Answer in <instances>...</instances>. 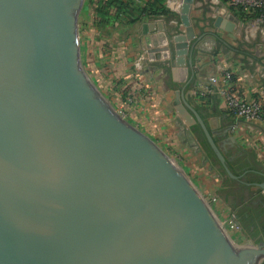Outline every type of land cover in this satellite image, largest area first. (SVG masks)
Listing matches in <instances>:
<instances>
[{
	"label": "water",
	"instance_id": "1",
	"mask_svg": "<svg viewBox=\"0 0 264 264\" xmlns=\"http://www.w3.org/2000/svg\"><path fill=\"white\" fill-rule=\"evenodd\" d=\"M84 1L0 0V264H263L264 244L236 251L194 187L93 86L80 60ZM194 1L183 2L179 58ZM177 104L237 179L203 118L184 95Z\"/></svg>",
	"mask_w": 264,
	"mask_h": 264
},
{
	"label": "crops",
	"instance_id": "2",
	"mask_svg": "<svg viewBox=\"0 0 264 264\" xmlns=\"http://www.w3.org/2000/svg\"><path fill=\"white\" fill-rule=\"evenodd\" d=\"M183 2L166 0L173 19L129 25L125 41L111 51L100 47V58L109 59L118 74L130 66L146 68L137 77L124 72L134 99L129 116L156 118V122L168 124L173 112L180 116L177 102L184 95L196 111L203 104L209 130L219 148L231 147L238 158L247 156L263 169L264 128L233 116L220 90L228 76L226 86L233 94L264 103V25L242 21L223 0H195L191 12L195 35L188 53L179 58L175 39L185 34L180 21ZM147 24L155 27L146 31ZM211 79L218 84L211 83Z\"/></svg>",
	"mask_w": 264,
	"mask_h": 264
},
{
	"label": "rangeland",
	"instance_id": "3",
	"mask_svg": "<svg viewBox=\"0 0 264 264\" xmlns=\"http://www.w3.org/2000/svg\"><path fill=\"white\" fill-rule=\"evenodd\" d=\"M101 1L85 0L79 15L80 60L87 77L117 114L149 138L173 167L194 187L214 219L221 225L233 244L239 247L236 248L243 250L241 247L254 246L236 227L228 204L217 197L216 194L221 189V177L217 169L211 166L203 155L197 138L191 133L192 126H189L185 120V118L189 119L187 112L183 110L182 116L173 112L168 118V124L164 121V123L156 122V118L147 117L141 120L129 116L128 110L132 108L134 99L131 98L133 94L127 87L124 72L137 77V74L141 71L145 72L146 68L137 69L130 66L118 74L117 70L113 71L116 66L112 67L113 63L109 59L100 58V47L111 51L113 46L124 42L126 34L129 33L127 30L129 25L102 24L101 19L96 17L95 7L92 6V3ZM146 72L149 74L148 70ZM126 93L128 96L125 97Z\"/></svg>",
	"mask_w": 264,
	"mask_h": 264
},
{
	"label": "trees",
	"instance_id": "4",
	"mask_svg": "<svg viewBox=\"0 0 264 264\" xmlns=\"http://www.w3.org/2000/svg\"><path fill=\"white\" fill-rule=\"evenodd\" d=\"M165 3L166 0H102L92 3V6L95 7L96 17L101 19L104 26L133 25L145 20L173 19L174 15L166 8ZM239 18L242 21H252L256 17L243 13L239 14ZM197 112L209 128L205 117L207 111L203 104L197 107ZM190 130L197 138L203 155L221 177V189L217 192V197L228 204L234 222H238L242 227L243 235L255 246L264 244V191L259 187L264 183V165L262 169L247 156L230 161L227 155L226 165L237 178L231 179L224 172L200 125L197 123ZM246 170L247 173L244 174Z\"/></svg>",
	"mask_w": 264,
	"mask_h": 264
},
{
	"label": "built area",
	"instance_id": "5",
	"mask_svg": "<svg viewBox=\"0 0 264 264\" xmlns=\"http://www.w3.org/2000/svg\"><path fill=\"white\" fill-rule=\"evenodd\" d=\"M154 1V0H151ZM183 1V0H182ZM229 5L232 12L239 17V14L255 16L252 21L264 25V0H223ZM140 3V2H138ZM228 76L223 79L220 95L224 100L227 110L236 118L248 123H255L264 128V103L260 101H247L237 97L226 86ZM211 83L217 85L216 79Z\"/></svg>",
	"mask_w": 264,
	"mask_h": 264
},
{
	"label": "bare ground",
	"instance_id": "6",
	"mask_svg": "<svg viewBox=\"0 0 264 264\" xmlns=\"http://www.w3.org/2000/svg\"><path fill=\"white\" fill-rule=\"evenodd\" d=\"M202 200V199H201ZM202 203L204 205V207L206 208V210L208 211V213L210 214V216L212 217L213 221L215 222L216 226L218 227L221 235H223V237L225 238L226 241H229L230 242V239L228 237V235L226 234V232L224 231V229L221 227V225L214 219L213 215L211 214V212L209 211L208 207L206 206V204L203 202L202 200ZM233 248L237 251L238 249L236 247H234V245H232Z\"/></svg>",
	"mask_w": 264,
	"mask_h": 264
},
{
	"label": "flooded vegetation",
	"instance_id": "7",
	"mask_svg": "<svg viewBox=\"0 0 264 264\" xmlns=\"http://www.w3.org/2000/svg\"><path fill=\"white\" fill-rule=\"evenodd\" d=\"M79 34H80V32H79ZM220 149H221V151H222L223 154L229 155L230 161H235L238 158L236 156L235 152L232 151V148L231 147H229L228 149H225V148L221 147ZM246 173H247V170H246V172L244 174H246ZM242 231L243 230H242V227H241L240 232L243 234Z\"/></svg>",
	"mask_w": 264,
	"mask_h": 264
}]
</instances>
